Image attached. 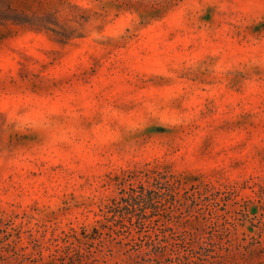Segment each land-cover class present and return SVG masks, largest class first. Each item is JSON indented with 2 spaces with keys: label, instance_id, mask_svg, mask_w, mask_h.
Masks as SVG:
<instances>
[{
  "label": "clouds",
  "instance_id": "clouds-1",
  "mask_svg": "<svg viewBox=\"0 0 264 264\" xmlns=\"http://www.w3.org/2000/svg\"><path fill=\"white\" fill-rule=\"evenodd\" d=\"M0 264H264V0H0Z\"/></svg>",
  "mask_w": 264,
  "mask_h": 264
},
{
  "label": "rangeland",
  "instance_id": "rangeland-1",
  "mask_svg": "<svg viewBox=\"0 0 264 264\" xmlns=\"http://www.w3.org/2000/svg\"><path fill=\"white\" fill-rule=\"evenodd\" d=\"M9 14L10 15H17L18 16V19L20 18L19 17V14H18V10H16V9H13V11L10 12ZM57 75H63V73H57ZM38 103H41V104H51L53 110H58V108L60 107V101H59L58 98L53 99L51 97H46V98H44L42 100H39ZM210 132H211L210 129H205V130H202L199 133H196L194 135V138H193V145H192L193 148H195L196 147V144L199 143L200 136L205 135V134H209ZM129 193L130 194L127 197H125V198H128L129 196H135L136 195V190L135 189H129ZM123 206H124V204H123ZM117 215L118 216H124V215L132 216V215L126 214L125 210H123V209L122 210L120 209L117 212ZM129 222H131V221H129ZM119 223H120V221L117 220V224H119Z\"/></svg>",
  "mask_w": 264,
  "mask_h": 264
},
{
  "label": "trees",
  "instance_id": "trees-1",
  "mask_svg": "<svg viewBox=\"0 0 264 264\" xmlns=\"http://www.w3.org/2000/svg\"><path fill=\"white\" fill-rule=\"evenodd\" d=\"M124 206L121 208V210H125L126 214L128 215H134L135 209L139 204V201L136 199L135 196H129L128 198H125L122 202Z\"/></svg>",
  "mask_w": 264,
  "mask_h": 264
}]
</instances>
